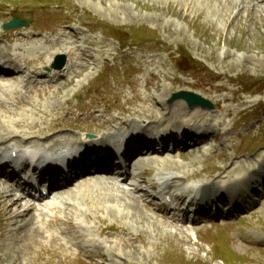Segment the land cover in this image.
<instances>
[{
  "label": "rangeland",
  "instance_id": "374dc122",
  "mask_svg": "<svg viewBox=\"0 0 264 264\" xmlns=\"http://www.w3.org/2000/svg\"><path fill=\"white\" fill-rule=\"evenodd\" d=\"M0 9V38L5 35L2 23L19 13L26 12L35 29L59 28L56 35L41 32L31 40L17 41L19 34H13L15 41L9 45L0 40L5 54L15 51L17 63L35 61L38 51L72 47L80 54L67 57V65L73 69L89 65L53 98L64 70L52 78L58 80L51 90L27 89L0 78V104L12 111L0 118V148H6L2 140L8 131L20 135L21 129L31 131L32 125L35 134L67 121L75 123L74 115L82 114L77 104L92 103L95 110L89 115L105 121L126 119L139 127L149 121L153 132L179 126L214 127L199 151L179 156L176 149L165 156H146L143 166H136L123 183L112 176L91 190L82 188L81 194L65 190L35 205L24 199L18 202L12 192L6 193L8 186H0V264H96L78 250L95 256L104 251L109 258L104 264H224L216 259L219 249L208 245L219 236L225 252L233 254L226 264H264V209L260 206L238 223L239 218L233 217L231 228L212 229L202 227L204 223L185 224L193 217L178 204L164 217L147 210L161 209L152 184L162 182L160 190L172 189L183 199L198 198L208 183L232 181L261 159L264 95L253 94L264 92V0H0ZM54 58H46L51 63H45L49 71L44 72H51ZM178 58L187 65L180 67L182 73L175 63ZM245 74L255 79L242 77ZM183 90L201 95L214 108H191L183 100L169 102ZM23 100L34 106L20 107ZM96 106L107 115L98 114ZM22 123L30 126L20 127ZM84 127L87 133L101 130L91 120ZM216 132L220 137L214 141ZM82 136L70 127L52 140ZM16 140L25 141L21 136ZM143 172L147 184L142 186ZM79 183L70 189L76 191ZM152 198L148 208L136 202ZM11 201L18 203L10 207ZM47 206L52 210H44ZM51 220L56 222L49 225ZM106 228H124L128 235L121 236L132 240L137 249L134 243L123 246L125 242L117 240L119 232L99 236ZM109 240L115 241L111 251Z\"/></svg>",
  "mask_w": 264,
  "mask_h": 264
},
{
  "label": "bare ground",
  "instance_id": "6f19581e",
  "mask_svg": "<svg viewBox=\"0 0 264 264\" xmlns=\"http://www.w3.org/2000/svg\"><path fill=\"white\" fill-rule=\"evenodd\" d=\"M1 22V21H0ZM30 29L26 28V29H21V30H17L18 33H21L19 40H22V38H25L26 35L25 33H23L24 31H29ZM9 41H12L11 37L7 38ZM68 51H66L65 49L58 51V49H55V51H39L38 55L36 56L35 61H37V63H39L41 66H39L38 68H35V70H41L44 69L45 63H47L49 65V61L46 60L47 57H53L56 54H60V53H65L70 59L75 57V55H79L80 51H77V48H71V49H67ZM0 55L2 56V60L5 62L4 65L7 64H12L14 67V71L17 73H7L6 75H4L3 78L8 79V80H13L16 81L17 80V76L19 74H23L26 70H30L31 66L27 65L25 67H23V65H19L16 64L14 62V60L12 59L11 55L5 54V51L3 49H0ZM85 55V54H84ZM88 57L91 58V56L87 55ZM89 67L88 64H84L83 66H81L79 69H73L71 66H67L65 68V72H66V77L59 83H57V89L53 92V94L50 96L51 98L54 97V95L57 93H59L64 86H66L68 83H70L72 80H74L75 78L78 77L79 74H82L83 71L85 69H87ZM59 72V70L53 69L50 74H54ZM41 100L43 99L42 97H40ZM69 101H66V104H68ZM20 106L21 107H33L34 104L29 100V101H22L20 102ZM75 107L78 105H74ZM95 106L91 105L88 107H81L79 109L85 111V113L87 114V118H78L77 119V115H74L75 118L77 119V123L74 124H67L69 123V121L66 122V124H59L56 128L51 129V130H47V131H42V132H38L33 134V131H35V127L34 126H30V125H26L25 123H22L20 127L23 126H30V130L28 133L27 130L21 129V133L20 135L18 134H14L11 131H8L7 133V139L6 140H2V144L6 146L7 149H11V152H15L17 151V149L21 148V147H26V146H32L35 150L37 149H55V148H59L58 150L60 152H65V150H73L76 148V146H79L80 143H82L81 145L83 147H85L84 152H82L81 154H83V158L81 161L76 162L75 160H73V168H72V177H71V181L74 180V177H79L82 175H87L90 172V168H94L96 169V174L93 177H90L86 180H84L82 183H80L77 186L76 191H72L73 189H69L70 195L73 194H81V190L82 188H85V190H91V188H94L96 185L98 184H105L106 180H109V173L112 171V168L108 165L107 162H110V160L112 159V155H107L105 158H102L101 156H99L97 154L95 159L91 158V155H95L98 150H103V151H107L108 147H110V139L108 138V135L106 133H103L100 137L101 140H99L101 142L102 147H97V143L95 142L96 140H82L83 138H71V137H64L63 139H59V140H52V138L55 136L63 129H68L69 127H71V129H75L78 133H84L87 131V129L84 127L86 120H91L92 123L97 124L98 127L101 129L100 131H110L111 129H115L117 131L120 130H126L127 132L130 130L129 133V139H131V142L128 143L127 148H126V152H125V159H130V157L132 156L133 153L137 152V151H141L142 147L144 145H148L149 147L152 148V142L147 138L150 137V135L155 134V132H157V134L159 132H164L167 134L166 138L161 139L162 142V150H166V147L168 145V143L170 141H174L175 144H183L184 142H178L175 140L174 135L171 134V131L174 130H178L180 131V135L182 136V140L186 141V140H197V142L200 143V145L203 144H207L208 139H209V134L211 132V130L214 129V127H210V128H201V129H197L195 127L193 128H188V127H175V128H171V129H165V130H155L153 132V130H150L151 126L149 121H146L145 124H142L140 127L137 126L135 123L133 124H129L128 121L126 119H123L122 121H114L111 119V121H105L102 119H98L97 116H95L94 114H90L89 113L95 109ZM195 108H199V107H195ZM101 114L104 113H108L106 110H96ZM69 114L71 115L72 112L71 110L68 111ZM11 112L4 106H0V118L1 116L5 117L10 115ZM13 115V114H12ZM73 115V114H72ZM110 115V114H109ZM102 117V116H101ZM3 119V118H1ZM7 119V117H6ZM9 119V118H8ZM111 122H113V124H111ZM16 123V122H15ZM14 123V126H15ZM19 123V122H18ZM143 123V122H142ZM180 124V123H179ZM20 125V124H19ZM192 126V125H191ZM202 126V125H201ZM126 128V129H125ZM169 132V133H167ZM21 136V138H23L25 141H21V142H17V138ZM214 137L215 139H219L220 134L219 132L214 133ZM41 140L42 142H37L38 140ZM79 139V140H78ZM36 140V141H34ZM51 140V146L48 145V142ZM82 141H86V142H82ZM11 142H14V144H11ZM95 144V147L94 145ZM86 145V146H85ZM200 150V146H193V147H186L184 149V151L180 152L178 155L181 156L182 154H186L188 152H196ZM144 153V152H143ZM156 156H165L164 153H159V152H155ZM261 159L258 160L256 163H251L249 165L248 168H246L245 172L241 173L239 175L238 178L232 180V181H224L221 183H215V182H211L208 183L205 186V189L202 193L201 196V202H200V206L197 212L198 216H202L204 214H207L205 216H203V218H205L206 216L209 215V212L211 210V207L214 205L219 206L220 203L222 204H228V205H233L235 210H241L242 209V205L243 204H249L251 206V208L249 209L248 212H250L251 210H254L258 205H260V207L262 209H264V202L261 201V197L264 195L261 194L258 190H261V187H257V188H251V190L249 192H247V187L251 185V183H260V186L263 185L264 186V153L260 155ZM140 160V159H139ZM164 160V159H163ZM139 166H143L144 164V158L141 157V161L138 163ZM233 176V174H232ZM105 178V179H104ZM104 179V180H103ZM175 180H179V178L177 177ZM55 180H53L54 182ZM104 182V183H103ZM146 183V179L144 177L141 178V184H145ZM0 186H6V182L3 181L0 177ZM154 186V185H153ZM6 193L10 194L12 192V190L7 189L5 190ZM13 195V194H12ZM227 195V198H226ZM9 198H12V196H8ZM14 197V196H13ZM20 197H22L20 195ZM258 199V200H257ZM13 200V199H12ZM15 200V199H14ZM19 202V199H16ZM12 203L9 205L10 207L16 205L18 202L15 201H11ZM136 202H138L139 205L143 206L144 208H148L149 204L147 203H142L139 200H136ZM148 211L154 213L156 216H159L160 211H156V210H152V209H147ZM219 210L220 208H217V216H220L221 214H219ZM27 211H25L26 213ZM228 215H232V212H229ZM56 222V220H51L49 225H53ZM67 225L71 228H74V224L67 220L66 221ZM106 231H110V232H119L121 233L118 237V241L125 242V244L123 246H127L128 248V244L129 243H134L132 240H127L124 236L121 235H128L127 231L124 228H121L120 231L114 228H106L100 231L99 235L102 236L105 234ZM130 235V233H129ZM52 237H54V235H52ZM78 237L81 240H86V237L82 234H79ZM90 242V241H88ZM115 244L114 240H109L108 241V245L109 248L108 250H110V247H112ZM127 244V245H126ZM133 249H137V246L134 243ZM78 252H82V250H78ZM86 256L90 259L91 262H94L96 264H104L105 262H107L109 260L108 255L104 252V251H100L98 256L92 255V254H86ZM120 260H124L122 257H118Z\"/></svg>",
  "mask_w": 264,
  "mask_h": 264
},
{
  "label": "water",
  "instance_id": "95a60500",
  "mask_svg": "<svg viewBox=\"0 0 264 264\" xmlns=\"http://www.w3.org/2000/svg\"><path fill=\"white\" fill-rule=\"evenodd\" d=\"M24 25H25L24 23L14 19L10 23L6 24L4 26V28L8 29V28L16 27V26L21 27ZM60 59L62 60V62L55 66L58 69H62L65 65V57H58V60H60ZM177 99L186 100L187 103L189 104V106H191V107L202 106V107L209 108V109L213 108V106L210 102L206 101L202 97H200L194 93H191V92H180V93L174 94L172 99L170 100V102L177 100Z\"/></svg>",
  "mask_w": 264,
  "mask_h": 264
}]
</instances>
